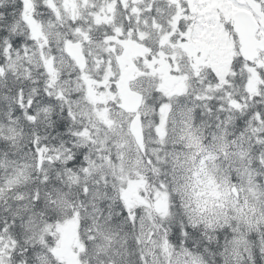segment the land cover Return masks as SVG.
<instances>
[{
  "label": "snow or ice",
  "instance_id": "1",
  "mask_svg": "<svg viewBox=\"0 0 264 264\" xmlns=\"http://www.w3.org/2000/svg\"><path fill=\"white\" fill-rule=\"evenodd\" d=\"M0 264H264V0H0Z\"/></svg>",
  "mask_w": 264,
  "mask_h": 264
}]
</instances>
